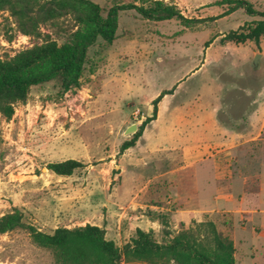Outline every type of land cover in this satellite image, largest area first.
Listing matches in <instances>:
<instances>
[{
    "label": "rangeland",
    "instance_id": "374dc122",
    "mask_svg": "<svg viewBox=\"0 0 264 264\" xmlns=\"http://www.w3.org/2000/svg\"><path fill=\"white\" fill-rule=\"evenodd\" d=\"M90 1L103 14L115 5L142 4L141 0ZM162 1L175 6L190 22L186 26L175 19L155 22L133 10L121 11L114 41L107 44L98 38L87 50L79 88L63 93L59 79L33 86L26 102L14 108L9 120L0 115V217L16 212L23 223L51 234L59 227L101 223L107 216L117 218V212L133 213L137 202L144 205L138 209L142 215H166L149 208L165 206L163 182L146 179L160 175L171 163L162 148L146 146L160 125L174 119V131L180 133L200 115L223 127L243 125V116L251 111V103L264 85V35L258 44H236L222 38L260 18L242 9L222 16L228 6H221V0ZM245 1L264 10V0ZM72 30V20L66 17L42 26L41 39L32 38L16 31L8 12H0V59L46 39L61 45ZM256 53L263 56V67L252 72L249 63ZM164 91H172V95L157 104V121L144 128L137 148L119 154L121 144L133 137L124 134L125 130L132 124L138 130L152 115V101ZM258 144L257 148L256 143L251 146L260 151L261 159L264 144ZM224 156L219 155L221 162ZM68 159L85 167L67 177L46 169L47 164ZM135 160H139L136 167L143 176V184L138 186L131 185L129 170L123 182L121 176L122 168L129 169ZM180 163L175 155L173 164ZM241 167L249 192L254 191L261 174L258 164L248 162ZM231 222L224 214L215 226L230 237ZM245 222H239L245 232L237 228L233 235L235 264H263L264 240H254L252 225ZM171 229L174 234L180 227ZM262 230L260 224L252 229L254 235ZM153 238L163 241L162 226ZM253 243L257 252L242 255L249 254ZM115 245L121 249L124 242L115 240ZM0 264L54 263L50 252L36 246L25 230L14 229L0 234Z\"/></svg>",
    "mask_w": 264,
    "mask_h": 264
},
{
    "label": "trees",
    "instance_id": "16d2710c",
    "mask_svg": "<svg viewBox=\"0 0 264 264\" xmlns=\"http://www.w3.org/2000/svg\"><path fill=\"white\" fill-rule=\"evenodd\" d=\"M141 1V5L112 6L103 14L102 9L90 0H0V12H8L16 31L25 36L41 39V27L62 18L69 17L73 23L72 33L61 45L46 39L0 59V115L9 120L14 108L26 102L33 86L59 79L63 93L79 88L87 50L98 38L107 44L114 41L121 11L133 10L143 19L155 22L175 19L183 26L190 22L175 6L162 0ZM219 4L228 6L222 16L242 9L245 14L260 18L246 29L230 31L222 40L258 44L264 35V10H256L245 0H221ZM171 92L164 91L152 101V115L145 118L131 140L121 144L119 154L134 147L144 128L155 120L157 104ZM84 167L73 159L46 165L47 170L62 177ZM158 218L163 241H156L151 231L136 229L134 237L121 249L112 240H107L104 229L98 226L59 227L47 234L23 223L22 215L16 212L0 217V234L14 229L25 230L36 246L50 252L54 264H235L232 240L223 236L212 221H191L188 228L181 224L173 234L168 229L167 217Z\"/></svg>",
    "mask_w": 264,
    "mask_h": 264
},
{
    "label": "crops",
    "instance_id": "0c3cea01",
    "mask_svg": "<svg viewBox=\"0 0 264 264\" xmlns=\"http://www.w3.org/2000/svg\"><path fill=\"white\" fill-rule=\"evenodd\" d=\"M171 95L172 92L165 96ZM251 106V111L243 116L241 127H223L217 120L200 115L194 121L184 120L189 122L180 133H175L174 119H171L167 125H160L150 140H146L147 148H162L171 162L160 175L146 178L150 182L161 179L163 199L166 201L165 206H160V211L154 210L159 206L149 208L166 213L169 230L170 226L175 230L181 224L188 226L191 221L202 222L204 217L215 224L226 214L232 221L229 238L234 245V258L237 247L233 235L237 228H240V233L245 232V226L241 229L239 225L242 220L246 221L245 224H251L252 229L260 224L262 232L254 235L251 229V237L259 242L264 240V158L260 159V151L251 146L256 143L257 148L258 143L264 144V85L255 95ZM156 121L155 118L152 122ZM142 138L128 150L137 148ZM220 154H225L222 162ZM175 155L182 162L176 166L173 164ZM248 162L258 164L261 170L257 188L251 192L248 190L247 176L239 170H243L241 164ZM138 164L139 160H135L129 169L122 168V182L129 170L131 185L143 184L140 168L136 167ZM143 207V203L137 202L132 208L133 213L117 212V218L107 216L101 223L90 225L103 228L105 238L114 243L117 240L126 244L134 237L136 229L151 231L155 236L161 228L159 218L142 215L138 209ZM263 246L264 242L261 248ZM257 248L253 243L249 246V254L242 255L252 256Z\"/></svg>",
    "mask_w": 264,
    "mask_h": 264
},
{
    "label": "water",
    "instance_id": "95a60500",
    "mask_svg": "<svg viewBox=\"0 0 264 264\" xmlns=\"http://www.w3.org/2000/svg\"><path fill=\"white\" fill-rule=\"evenodd\" d=\"M263 67V56L260 53H256L254 58L249 63V68L252 72H259ZM137 132V126L135 124L130 125L124 132V134H135Z\"/></svg>",
    "mask_w": 264,
    "mask_h": 264
},
{
    "label": "built area",
    "instance_id": "2783aa9c",
    "mask_svg": "<svg viewBox=\"0 0 264 264\" xmlns=\"http://www.w3.org/2000/svg\"><path fill=\"white\" fill-rule=\"evenodd\" d=\"M154 210L160 211V207H159V208H157V209H154Z\"/></svg>",
    "mask_w": 264,
    "mask_h": 264
}]
</instances>
